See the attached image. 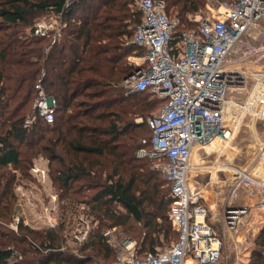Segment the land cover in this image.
I'll list each match as a JSON object with an SVG mask.
<instances>
[{"label": "trees", "instance_id": "obj_1", "mask_svg": "<svg viewBox=\"0 0 264 264\" xmlns=\"http://www.w3.org/2000/svg\"><path fill=\"white\" fill-rule=\"evenodd\" d=\"M164 1L181 19L185 26L181 30L195 26L189 16L205 4ZM44 15L59 16L65 23L55 41L30 36L36 19ZM142 19L131 0H0L2 225L11 218L15 201L16 176L10 168L28 174L42 156L55 165L54 182L63 190L66 209L84 204L98 222L81 252L92 249L105 262H113L107 240L98 236L109 224L134 220L145 221L138 255L156 253L162 234L167 243L178 240L169 220L170 187L163 180L168 192L161 190L162 174L154 169L155 161L138 158L140 149L151 148L152 131L146 120L156 115L153 111L159 113L165 101L130 93L124 84L137 70L128 57L144 54L133 44ZM27 29L30 34H25ZM42 73L45 93L58 104L55 121L49 124L38 118L27 127L26 115L33 110ZM47 233L27 227L16 236L0 226V264L95 263L90 256L75 258L71 251H63L61 243L56 244L59 230ZM256 244L250 264H264V228Z\"/></svg>", "mask_w": 264, "mask_h": 264}, {"label": "built area", "instance_id": "obj_2", "mask_svg": "<svg viewBox=\"0 0 264 264\" xmlns=\"http://www.w3.org/2000/svg\"><path fill=\"white\" fill-rule=\"evenodd\" d=\"M131 1L143 14L133 44L144 54L133 56L137 70L124 84L130 93H147L151 99L165 101L159 113L146 120L152 131L151 148L140 149L138 158L155 161L154 169L170 187L169 220L178 240L163 251L157 249L156 253L144 255H138L137 242L129 240L113 262L104 264H185L187 258L199 264H218L225 234L219 233L209 220L211 209L202 189L216 187L221 181L219 177H210L204 184L196 182L206 170L195 161L197 155L205 160V156L216 154L215 160L206 161L205 167L220 165L217 159L222 157L214 152L209 154L206 146L214 139L222 140L226 148L232 146L249 116L264 124V70L255 69L260 56H264V44L251 46V55L233 58L238 46H248L246 37L264 20V0H226L221 12L209 14L203 20L190 15L189 21L195 26L185 30H181L185 26L167 9L164 0ZM49 16L61 20L59 16ZM38 23L30 36L47 38L53 34L54 41L60 37L51 23ZM259 36L257 31L256 39ZM43 79L44 73L36 85L38 95L33 116L26 119L27 127L38 118L49 124L55 121L58 104L45 93ZM219 169L222 171L217 169V175L229 173L230 201L237 198L239 188H256L263 196L259 208L264 212V141L246 167L229 163V167ZM33 174L41 184L48 181L43 169L34 168ZM50 198L56 205V196ZM230 201L224 206L221 221L233 231L249 209L232 206ZM81 206L69 205L66 209V216L69 210L75 211L74 218L66 217V224L72 221L70 242L80 249L90 242L97 229L88 207ZM49 209L52 208L46 207L45 211ZM23 221L16 215L9 229L18 233ZM48 226L55 230L59 223L49 220ZM107 229L98 240L106 239L115 249ZM73 254L83 258L81 251Z\"/></svg>", "mask_w": 264, "mask_h": 264}, {"label": "rangeland", "instance_id": "obj_3", "mask_svg": "<svg viewBox=\"0 0 264 264\" xmlns=\"http://www.w3.org/2000/svg\"><path fill=\"white\" fill-rule=\"evenodd\" d=\"M204 1L205 4L199 8V11L196 14H192L196 16L198 20L205 19L206 17L209 16V14H217L221 12L223 10L222 5L226 0H204ZM263 21H261L260 23H262ZM36 22L39 23L45 22L47 24L51 23L50 25H52V28H54V30H57L58 34L60 35L62 34L61 32L63 28H65V23L62 20L51 18L49 15L41 16L40 18L36 19ZM25 32H26L25 34H30V29H27ZM256 35H257V31L255 29L246 37L245 41L248 44V46L247 47L238 46L236 48V50L233 53L234 59L245 56L246 51H248L247 48L250 49L251 46L253 45L262 44V41L256 39L255 37ZM53 36H54L53 34H50L49 37H47V39L48 38L52 39ZM250 52L251 50L249 51L248 54H251ZM132 58L133 55L128 57V62L129 64L136 67L135 63L133 64ZM150 100L153 101L154 99H150ZM32 112H33L32 109L28 111L26 118H32L33 116ZM157 113H158L157 110L153 111V114H157ZM142 121H143L142 119H138L137 122L139 123ZM263 141H264V124L258 122L255 118L249 116L245 120L241 130L239 131L237 137L233 141L232 146L225 148L226 150L223 153L216 152L215 150H211V148L208 149L207 152L209 154L214 152L222 157L221 159L219 158L217 159L218 161H220V165L216 164L214 166L205 167V164H207L206 161L212 163V161L215 160L216 154H212L208 157L205 156L204 157L205 160H201L200 156L197 155L196 162H198L200 166H204V169L206 171L202 174L203 176L196 178L195 181L203 184L206 183V178L208 180V176H207L208 174L209 176H211V179L214 180L215 178H217L216 172L222 171L219 168H223L226 166L229 167V163L233 167H241V168L246 167L252 160L255 159L259 145ZM54 166L55 165L50 166V163L47 159H45L42 156H39L34 160L33 165L30 168L28 174H24L20 170H15L13 167L10 168L11 174L16 176V180L14 184L15 201H14L11 218L8 221L3 222V225L0 223L1 224L0 226H5L6 229L13 232L16 236H20L24 232L23 230L25 227H29L35 232L48 234L47 233L48 231H54V229L48 226L49 220H53L55 221L56 224L59 223V227L57 230H59L60 240H58L59 243L56 242V244L59 245L61 243L60 245L62 246V248L66 249L67 247L68 251H71L72 256H74L73 251L77 252L80 251L81 249L74 243L70 242L71 241L70 235H72L74 230L72 231L69 230L70 228H73V226H70L72 225V221L70 222V224L67 225L66 217L74 218L75 211L69 210L68 216H66V206H67L66 197H64L62 194L63 190L59 189V186L54 182V178L56 177L54 172L55 171ZM34 168H39L46 171V173L48 174V181L46 183L41 184L37 181L35 175L33 174ZM217 169L220 171H217ZM228 175L229 173L227 172L220 173V178L225 179L227 178ZM158 178H159L158 182L162 183L164 180L163 176L161 175ZM163 183L161 190L167 193L168 192L167 186L164 185ZM154 187L155 184L153 185L149 193L150 199L153 198ZM238 193L241 194V197L244 200V202H247L250 205L257 204V206H255L256 208L260 206V203H262L261 201L263 196L259 193V191L256 188H248V187L243 188L240 191H238ZM51 196H56L57 198L56 205L51 200L50 198ZM81 205L84 204H80L79 205L80 208L82 207ZM46 207L52 209H49V212H46L45 211ZM219 212H221V210ZM16 215H18L21 219L24 220L22 222L23 226H20V231L18 233L9 229V226H11L12 223H14L13 218ZM244 217L241 219V221L244 219ZM119 224L120 225L117 226H113V224H109L103 227L99 234L102 236V233L105 231L106 228H108L107 230L110 229L109 232H111V234L109 235V237L110 240L115 244V249L111 248L112 252L114 253L113 254L114 257L121 250V248L127 241L132 240L138 243L144 233V225L136 224L134 223V221L129 222L127 224H124V222H121ZM260 225L258 223L257 227ZM132 226H143V228L141 229V227H138L139 228L138 231V228ZM240 226L241 225L239 224V226H237L236 229H238ZM257 227H255L254 230L253 229L249 230L248 232L245 229H243L241 231L239 230V232H235L233 234L231 233L232 236L230 240L227 235L225 239L226 241H228V243L225 242V253L220 264H250L251 256L253 252L257 250L256 241L259 238L256 237V234L258 233V230L256 229ZM241 228H243V226ZM230 241L233 242L231 243ZM161 242L162 245L158 246L157 249L163 251L168 246L172 245V243H174L175 240H171V243H167V240L164 239V235L162 234ZM81 254H83V257L90 256L97 264L109 263V262H105L95 252H92V249H88L83 253L81 252Z\"/></svg>", "mask_w": 264, "mask_h": 264}, {"label": "crops", "instance_id": "obj_4", "mask_svg": "<svg viewBox=\"0 0 264 264\" xmlns=\"http://www.w3.org/2000/svg\"><path fill=\"white\" fill-rule=\"evenodd\" d=\"M255 29H256V31H258L260 33V36L257 40L262 41V45H263L264 44V21L262 23L259 22V24H257L255 26ZM247 49H248V51H246L245 55H247L249 53V51L251 50V48L250 49L247 48ZM250 53H252V52H250ZM248 55H251V54H248ZM262 57H264V56H262ZM262 57L260 56L259 61H258L260 63L256 65V66H259V67L255 68L257 70H264V58H262ZM201 176H203V175H201ZM207 176H208V180L206 178V182H208L209 178L211 177V176H209V174ZM217 177L220 178V175H217ZM228 177L229 176H227V178H225V179L220 178L221 182L216 187H211V188L210 187H204L202 189L203 193H204V197L207 200V204H208L209 208L211 209L209 220L211 221V223H213V226L216 228V230L219 233L224 232L225 238L228 235L229 240L231 239V236L233 233L239 232V230L241 231L243 229H245L247 232L249 230H252V229L254 230V228L257 227V224L259 223V225L260 224L261 225L256 228L258 230L256 237H259L262 229L264 228V212L261 211L259 207H257V208L255 207V206H257V204H251L250 205L249 203L244 202L240 193L238 194L237 198L230 201ZM243 188H247V187H242V188H240V190ZM240 190H238V191H240ZM228 200L231 202L230 204L232 206H236V207L246 206L249 209L248 215L246 217H244V219L240 223L241 226L238 229L233 230V231L229 230L226 227V225H224L223 222L221 221L222 214H223L222 210L224 209V206L228 203ZM249 201H252V200H249ZM219 209L221 210V212H219L220 211ZM134 223H136V224L141 223V225H144L145 221L144 220L135 221ZM117 225H120V224H117ZM242 226H243V228H241ZM132 227H136V228L141 227V229L143 228V226H132ZM138 231H139V228H138ZM225 242L228 243V241H226V239H225ZM230 242L232 243L233 241H230ZM242 243H244V242H242ZM224 253H225V247L223 250L222 259L224 257ZM222 259H221V261H222ZM221 261L218 264H220ZM185 264H199V263L197 261L193 260L192 258H187Z\"/></svg>", "mask_w": 264, "mask_h": 264}, {"label": "bare ground", "instance_id": "obj_5", "mask_svg": "<svg viewBox=\"0 0 264 264\" xmlns=\"http://www.w3.org/2000/svg\"><path fill=\"white\" fill-rule=\"evenodd\" d=\"M211 148V150H215L216 152H224L226 149L225 145H223L222 140L220 139H214L213 142L206 146L205 149L208 151V149ZM204 196V193H202ZM206 196V195H205Z\"/></svg>", "mask_w": 264, "mask_h": 264}, {"label": "water", "instance_id": "obj_6", "mask_svg": "<svg viewBox=\"0 0 264 264\" xmlns=\"http://www.w3.org/2000/svg\"><path fill=\"white\" fill-rule=\"evenodd\" d=\"M134 74H135V73L131 74V75H130L129 77H127L126 79L133 77V76H134Z\"/></svg>", "mask_w": 264, "mask_h": 264}]
</instances>
